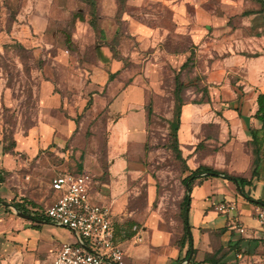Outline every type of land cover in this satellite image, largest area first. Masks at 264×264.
I'll return each instance as SVG.
<instances>
[{
    "label": "rangeland",
    "instance_id": "1",
    "mask_svg": "<svg viewBox=\"0 0 264 264\" xmlns=\"http://www.w3.org/2000/svg\"><path fill=\"white\" fill-rule=\"evenodd\" d=\"M198 2L228 16L233 31L240 26L238 10L260 5L257 0H0V204L6 211L14 212L15 202L51 203L56 174L88 173L91 200L111 204L114 220L144 229L142 242L132 238L123 244L132 264L157 258L151 244L162 235L148 231L151 227L170 232L171 245H179L183 180L190 170L178 155L171 125L177 85L185 103L211 100L207 60L222 56L220 41L229 35L223 25L218 35L210 29L194 40ZM78 11L85 20L74 18ZM126 87H134V100L139 97L133 108L146 112L143 132L134 135L126 122L116 124L123 111L119 94ZM205 140L196 144L199 162L219 148L206 150ZM185 147L195 159L193 146ZM70 233L55 241L71 239Z\"/></svg>",
    "mask_w": 264,
    "mask_h": 264
},
{
    "label": "crops",
    "instance_id": "2",
    "mask_svg": "<svg viewBox=\"0 0 264 264\" xmlns=\"http://www.w3.org/2000/svg\"><path fill=\"white\" fill-rule=\"evenodd\" d=\"M257 2L260 5L256 9L238 10L240 26L234 31L233 26L227 23L228 16L216 15L199 2L196 6L194 40L199 42L210 29L218 35L220 30L226 29H220L223 25L229 27V35L217 47L224 50L220 52L222 56L212 55L207 60L211 100L184 102L182 106L178 137L182 149H187L183 154L191 168L201 163L208 164L221 172L251 179V182L244 183L241 191L236 181L223 176L196 178L189 208L194 245L191 259L183 260L184 264H192L193 257L200 264H215L212 260H218L219 264H264V234L254 215L256 204L262 203L257 200L264 201V120L259 110V95L264 94V0ZM135 93L134 87H126L119 94L121 101L118 106L123 111L116 122H126L133 135L143 132L146 123L144 109L133 108L139 99L134 100ZM141 115L142 123L139 121ZM204 138L208 143L206 147L219 148H216L217 154L199 162V152L195 148ZM189 144L194 148L196 160L194 156L190 157L191 150L188 152V147H185ZM206 150L211 149L207 147ZM53 192L56 200L60 192ZM112 193L116 195L117 191ZM223 200L235 202L236 208L221 212L217 206ZM25 207L31 218L18 215L20 212L15 208L14 212L6 211L4 204H0V264H47L63 243L56 242L55 237H61L69 230L73 237L66 241L76 238V234L67 227L45 216L40 217L41 213L35 211L37 206L26 204ZM114 228L115 238L122 246L132 238L138 239L144 231L138 229V224L120 221L116 217ZM148 231H154L156 236L162 235V239H155L151 244L158 253L157 258L143 264H174L177 258L182 259L186 255L188 242L180 246L178 241L179 245L172 246L170 232L157 227ZM182 232L183 227L181 235ZM143 240L142 236V240L137 242ZM122 248L125 253L123 264H132L128 257L130 251L125 246Z\"/></svg>",
    "mask_w": 264,
    "mask_h": 264
},
{
    "label": "built area",
    "instance_id": "3",
    "mask_svg": "<svg viewBox=\"0 0 264 264\" xmlns=\"http://www.w3.org/2000/svg\"><path fill=\"white\" fill-rule=\"evenodd\" d=\"M91 181L88 173L66 172L52 177L51 187L60 195L51 204L35 211L70 228L76 238L63 242L47 264L124 263V250L115 238L112 205L91 200ZM217 208L224 213L230 212L236 208V203L223 200ZM254 215L264 234V203L256 204ZM138 240H142V236L139 235Z\"/></svg>",
    "mask_w": 264,
    "mask_h": 264
},
{
    "label": "trees",
    "instance_id": "4",
    "mask_svg": "<svg viewBox=\"0 0 264 264\" xmlns=\"http://www.w3.org/2000/svg\"><path fill=\"white\" fill-rule=\"evenodd\" d=\"M74 18H79L80 20H85V15L82 11H78L74 14ZM91 23L94 24L93 22H91ZM94 25H97V21H96V24H94ZM101 57H102L101 58L102 61H105V62L108 59L105 54H102ZM113 75H114V72H111L110 78H112ZM181 89L182 88L179 86V83H178L177 90H176V110L174 113L175 118L172 121L171 125H172V128L174 130V135H175L176 141L178 142V146H177L178 155L180 158L185 160L186 166L190 170L189 174L183 180L184 184L186 186V189H185V193H184L183 199L181 201V205H180V214H181L183 232H182V235L180 236V239H179L180 246H184V244H186L188 242L189 247H188L187 253L183 257V259L177 258V260L174 264H182L183 260L187 259L189 257V255L191 254L192 248L194 245L193 236L191 234V229H190V222H189V208H190V202H191V191H192L193 183L196 180V178L204 177V176H223V177H226V178H229V179L236 181L238 183V186L240 187L241 191H243V184L244 183H250L251 182V179H246V178H243L240 176H234L228 172H221L219 170H216L213 166H210L208 164L201 163L195 168L190 167V165L187 162V157L184 156V154H183V149L181 147L179 137H178V130H179L180 123H181L182 106L184 104V101H183V98L181 95ZM92 100H93V98L91 95L90 98L88 99V106L91 104ZM259 105H260L259 110L262 111V118L264 120V94L259 95ZM152 111H153L152 107L149 106L148 107V117H150ZM74 173H77V172H74ZM257 202L264 203V201H262V200H257ZM51 203H49V204H51ZM49 204H47V205H49ZM14 205L19 212H25L26 213L28 210L25 207L26 205L24 206V204H22L21 202H15ZM33 205L35 207L37 206L38 208H44L46 206V205L39 206V205H37V203H34ZM41 215H42V217H44L43 214H40V217H41ZM194 251H196V249ZM212 262L215 264L220 263L218 260H212ZM190 263L200 264L199 261L195 260L194 257L192 258Z\"/></svg>",
    "mask_w": 264,
    "mask_h": 264
},
{
    "label": "water",
    "instance_id": "5",
    "mask_svg": "<svg viewBox=\"0 0 264 264\" xmlns=\"http://www.w3.org/2000/svg\"><path fill=\"white\" fill-rule=\"evenodd\" d=\"M21 215L25 216V217H28V218H31L32 216L28 213H24V212H20ZM192 257V254L189 255V259H191Z\"/></svg>",
    "mask_w": 264,
    "mask_h": 264
}]
</instances>
